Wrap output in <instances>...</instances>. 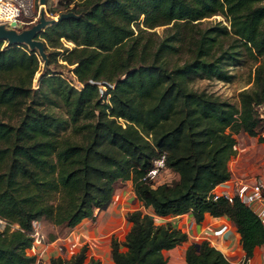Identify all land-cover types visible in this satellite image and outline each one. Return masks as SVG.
Here are the masks:
<instances>
[{"label":"trees","instance_id":"1","mask_svg":"<svg viewBox=\"0 0 264 264\" xmlns=\"http://www.w3.org/2000/svg\"><path fill=\"white\" fill-rule=\"evenodd\" d=\"M46 11L77 15L38 36L47 65L61 49L81 86L46 66L33 88L39 57L24 44L0 40V217L6 222L0 264L34 262L26 249L41 241L35 223L72 227L104 209L115 183L126 179L145 210L124 213L129 227L123 240L110 236L114 264H165L161 250L186 235L154 216L184 212L195 222L204 212L227 217L249 258L264 243V225L238 199L212 200L208 192L230 176L237 133L264 142V133L257 134V107L264 106V0H56ZM213 14L223 22L201 24ZM60 38L73 45L61 46ZM242 58L253 63L252 86L237 92L238 107L188 83L191 76L228 81V67ZM98 82L106 87L104 103ZM160 154L175 179L151 186L145 173ZM84 258L82 245L48 261L83 264ZM183 259L230 264L204 239L188 243Z\"/></svg>","mask_w":264,"mask_h":264},{"label":"crops","instance_id":"2","mask_svg":"<svg viewBox=\"0 0 264 264\" xmlns=\"http://www.w3.org/2000/svg\"><path fill=\"white\" fill-rule=\"evenodd\" d=\"M246 137L250 143L249 146H246L245 139L236 142L235 148L238 151L232 158V166H228L230 177L264 181V142H258L254 136L246 135ZM239 147L242 148L240 151ZM164 170L165 174L161 173L160 181L158 180L155 184L169 182L168 176L175 179V173L172 170L168 168H164ZM168 172L170 175L166 176ZM131 194L132 198L127 199L126 193H123L120 198L122 202L120 201L116 205L110 199L104 209H95L92 217H84L74 226L64 227L61 234L47 243L33 241L31 246L26 249L27 254L35 256L34 262L29 264H49L50 257H69L77 252L80 245L85 246L83 264H90V259L97 264H114L109 252L110 236L114 235L118 240H123L124 233L129 227V222L124 218L126 210H145L132 191ZM127 204L134 205V207L128 208ZM154 219L157 223L168 221L186 235L184 241L169 249L161 250L165 264H183L186 245L202 239L207 240L209 244L218 249L230 264H239L243 257L239 235L234 224L225 216L215 217L204 212L202 219L195 222L190 212H184L175 215L154 216ZM221 224L227 226L226 230L221 235L214 234V229ZM120 248L124 249L122 246ZM246 264H264V243L253 249Z\"/></svg>","mask_w":264,"mask_h":264},{"label":"rangeland","instance_id":"3","mask_svg":"<svg viewBox=\"0 0 264 264\" xmlns=\"http://www.w3.org/2000/svg\"><path fill=\"white\" fill-rule=\"evenodd\" d=\"M55 1L56 0H45V3L43 5V9H44L45 15L47 17H55L57 15V13H50V12L46 11V8L47 7L49 8L50 6H52ZM35 9H36V15H37L38 5H36ZM218 20L223 22L222 16H220L219 14H213V15H210L206 18H202L201 24L206 25V24H210V23H213L215 21H218ZM162 27H163V25L155 27V31L158 34H160ZM60 41H61V46H66L67 48H69L73 45V43L71 41L65 40L63 38H60ZM3 43L5 44L4 41H3ZM61 51L62 50L59 49L55 58L51 59L52 61L48 65L46 64V66L49 68V71L59 74L61 77H63L65 80H67L72 86L79 88L81 86V84L75 80V76L71 71V67L73 66V64H67L61 59V56L63 54ZM242 60L243 61H241L240 64H236V65H232V66L228 67V73L230 74V79L228 81H222V80H218V79H214V78L207 79V78H202L199 76H191L188 83L191 86V88H193L195 90H204V91H206L212 95L217 96L220 99L227 100L228 102H230V103H232L238 107L237 92L240 89L251 88V86H252L251 78H252V73H253V71H252L253 70V63L249 60L244 59V58H242ZM41 62H42V60L40 59L39 66H38L37 70L34 72V75L32 78V87L33 88L37 87L39 78L42 75V72L45 70V67H46L45 66L44 68H42ZM98 87L100 90L101 102L104 103L107 101V96H108L106 94V87L104 85H102L101 82H98ZM52 109L54 112H59V110H60V108H57V107H53ZM258 112H261V111L258 110ZM258 118H260L261 121H259V124L257 126V134L261 135L264 133V115L260 116V117L258 116ZM254 138L257 139V136H254ZM242 139H245L247 141L246 146H249L250 143L248 142V138L246 137L245 133L239 132L235 135L236 142H241ZM255 139H253V140H255ZM239 148H240L239 149V151H240L242 148L241 147H239ZM237 151H238V149L235 148L234 155ZM234 155L228 159L227 166H229V167L232 166V164H233L232 158L234 157ZM162 171L160 172V175H161V173L165 174V170L163 172ZM229 173H230V170H229ZM160 175H158L157 177H154L153 180H155V182L158 180L160 181ZM168 175H170V172L166 173V176H168ZM167 178H169L168 179L169 182L174 180V179L170 178L169 176ZM158 184H160V183H158ZM131 191H132V188H131V182L129 179H126L123 181H117L114 185V190H113V193L111 196L113 204L116 205L118 202L121 201L120 198L122 197L123 193H126V196L128 197L127 199L132 198ZM127 202H129V201H127ZM127 205L129 206L128 208H131V209L134 207V205H131V206L129 204H127ZM128 210H130V209H128ZM128 210H126V211H128ZM140 210H142V209H140ZM142 211H144V210H142ZM33 227L36 230L35 232H37L36 233L37 237H39V239L41 241H43L42 239H46L49 235L55 234L56 236H58L63 231V228L52 227L51 225H48L44 221H38L37 223H35L33 225ZM79 247H78V249H79Z\"/></svg>","mask_w":264,"mask_h":264},{"label":"built area","instance_id":"4","mask_svg":"<svg viewBox=\"0 0 264 264\" xmlns=\"http://www.w3.org/2000/svg\"><path fill=\"white\" fill-rule=\"evenodd\" d=\"M35 4L37 5L36 0H0V23H2L6 28H12L15 31H19L29 26L34 20H36L37 17ZM257 109L261 111H257L258 116H263L264 106L259 105ZM164 168L163 154H160L157 159L153 160V166L145 173V178L151 180V186L156 185L153 178L160 175V172ZM208 195L212 200L219 197L226 199L228 202H231L234 198L238 199L242 204L251 209V211L264 225L263 180H244L229 176L227 179L215 184L209 190ZM5 225V220L0 217V230L3 229ZM226 228L227 226L221 224L219 227L214 229L213 233L221 235ZM248 260L249 258L242 257L239 264H246Z\"/></svg>","mask_w":264,"mask_h":264},{"label":"water","instance_id":"5","mask_svg":"<svg viewBox=\"0 0 264 264\" xmlns=\"http://www.w3.org/2000/svg\"><path fill=\"white\" fill-rule=\"evenodd\" d=\"M36 3L38 5L36 20L19 31H15L12 28H6L0 23V40L4 41L6 45L24 44L29 50H33V52H35L42 60L41 66L44 68L47 64V56L44 50V43L38 36L39 32L57 20L68 17L76 18L77 15L72 11H64L58 13L55 17H47L43 9L45 0H36Z\"/></svg>","mask_w":264,"mask_h":264}]
</instances>
